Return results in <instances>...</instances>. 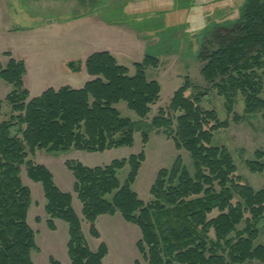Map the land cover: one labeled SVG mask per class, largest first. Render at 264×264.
Wrapping results in <instances>:
<instances>
[{"label": "trees", "instance_id": "obj_1", "mask_svg": "<svg viewBox=\"0 0 264 264\" xmlns=\"http://www.w3.org/2000/svg\"><path fill=\"white\" fill-rule=\"evenodd\" d=\"M201 60L203 78L221 97L241 94L247 116L264 114V0H248L245 22L236 35ZM159 66L157 57L147 55L142 63H134L136 72L131 75L112 53L97 52L84 63L67 64L71 73L85 69L92 78L84 87L50 88L32 97L24 85V61L11 57L6 68L0 64V80L15 89L0 102V111L5 102L12 110L9 120L0 121V264H34L32 253L39 251L28 223L32 192L23 183V168L29 180L43 186L49 229L56 232L59 220L68 224L71 264H104L107 245L91 250L73 196L64 193L52 172L30 156L42 151L95 154L132 148L136 133L142 134L147 146L154 131H162L177 151L189 154L194 173L179 156L171 170L158 173L148 203L133 190L145 152L105 167L66 163L91 235L101 238L96 228L99 218L120 213L140 229L137 249L146 264H264V244L258 243L264 190L243 185L229 150L214 145L215 134L228 129L230 121L222 122L216 111L204 109L201 96L187 97L192 88L187 79L168 111L160 110L151 124L146 122L162 93L146 71ZM122 103L141 121L121 116L117 106ZM228 111L232 113L229 106ZM241 121L233 117L234 123ZM127 166L130 174L122 184L118 173ZM247 166L254 174L264 173V153H256V160ZM51 263L58 264L54 259Z\"/></svg>", "mask_w": 264, "mask_h": 264}, {"label": "rangeland", "instance_id": "obj_2", "mask_svg": "<svg viewBox=\"0 0 264 264\" xmlns=\"http://www.w3.org/2000/svg\"><path fill=\"white\" fill-rule=\"evenodd\" d=\"M141 1L0 0V64L6 68L11 57L23 60L27 70L24 77L25 88L33 97H38L50 88L70 86L80 89L92 80L86 73L77 76L64 73V67L70 60H86L97 52L122 50L127 55L123 52L115 53L119 58L118 62L128 67L131 75H135L131 60L142 63L147 55L155 56L160 60V66L149 68L146 73L150 81L160 84L162 93L146 122L151 124L160 110L168 111L174 94L189 79L192 88L187 92V97L201 96L204 109L216 111L222 122L230 121L228 129L215 134L214 145L229 150L237 167L236 175L243 185H248L257 192L264 190V173L254 174L247 166L248 162L256 160V153H264V114L247 116L245 100L241 94L232 99L221 97L217 89L208 84L202 75L205 63L201 56L212 53L221 43L236 35L245 22L248 0H181L170 14L171 18L168 16V0H149L148 5L142 3L147 8L139 10L137 6L141 5ZM146 10L149 14L144 12ZM92 14L102 18L105 24H118L119 27L108 30L103 24H96L95 18L92 22L82 19ZM79 18L81 19L78 20ZM138 22L140 26L137 25ZM127 28L136 33L150 32L154 37L146 45L136 34L128 32ZM14 90V86L0 80V102H4ZM228 106L232 108L230 114ZM117 109L121 116L135 122L141 121L126 104H120ZM11 112V107L5 102L0 111V121L9 120ZM234 116L241 117L242 121L234 123ZM143 152L146 160L133 190L146 203L152 201L150 192L158 173L163 169L171 170L179 156L194 173L189 154L177 151L173 141L162 131L152 132L147 146L143 145L142 134L136 133L132 148L95 154L79 151L48 154L42 151L30 156V159L46 166L64 193H74L75 178L68 170L67 162H80L88 168L105 167L113 161L128 160ZM118 174L119 180L124 184L130 174V167L127 166ZM22 179L32 192L28 223L36 233L39 248V251L32 253L34 264H52L51 259L58 264H71L68 255V224L59 220L56 222L57 231H51L47 225L42 184L29 180L25 168ZM75 197L78 200L76 195ZM80 205L78 201L76 211L79 213ZM37 220L41 222L38 223ZM98 229L102 238L95 239L86 222L84 234L93 252H97L101 244L107 245L109 255L104 264H146L137 249V244L142 239L140 229L126 222L120 213L102 218ZM260 229L258 243L264 244V221ZM246 264L261 263L254 261Z\"/></svg>", "mask_w": 264, "mask_h": 264}, {"label": "crops", "instance_id": "obj_3", "mask_svg": "<svg viewBox=\"0 0 264 264\" xmlns=\"http://www.w3.org/2000/svg\"><path fill=\"white\" fill-rule=\"evenodd\" d=\"M140 1V0H139ZM149 2V0H142L141 1V5H139V6H137L138 8H139V10L142 8H147V7H145V5H142V3L143 4H147ZM181 3V0H168V9H169V18H171V16H170V14L172 15V13H173V9L176 7V6H178L179 4ZM149 4V3H148ZM147 4V5H148ZM178 8V7H177ZM139 12H141V11H139ZM144 12H146L147 13V10L146 11H144ZM152 12H155V10L154 11H152ZM164 13V12H163ZM137 14H139V13H137ZM147 14H149V13H147ZM155 14V13H154ZM165 16L167 15L166 14V12H165V14H164ZM95 18V21H96V24H103V26L105 27V28H107L108 30L109 29H114V28H117V27H119V25L118 24H109V23H107L106 22V24L105 23H103L104 21H103V19L102 18H100V17H98L97 15H95V14H92V15H88L87 17H85V18H82V19H85L84 21H93V19ZM169 18H167V20L169 19ZM81 18H79L78 20H80ZM170 21V20H169ZM140 22V21H139ZM139 22L137 23V25H139ZM95 23V22H94ZM140 26V25H139ZM120 27H123V26H120ZM127 30H128V32H130V33H133V34H136V36H137V38L140 40V41H142L144 44H146V45H149V41H150V39L151 38H153L154 36L153 35H151L150 34V32H147V33H145V32H141V33H136L135 31H133V30H130L129 28H127ZM139 30V29H138ZM108 52H110V53H112L116 58H117V60L119 61V58H118V56L115 54V53H117V52H123L122 50H116V49H112V50H110V51H108ZM123 53H125V52H123ZM126 54V53H125ZM127 55V54H126ZM130 57H129V55H128V60H130L129 59ZM87 60V59H86ZM86 60H84V59H80L79 61H82V62H85ZM71 61H74V60H70V62ZM77 61V60H76ZM133 63H136V62H134L135 60H131ZM120 62V61H119ZM126 63L127 62H129V61H125ZM66 63V62H65ZM64 63V64H65ZM137 63H139V62H137ZM64 73H66V74H68V75H75V76H77V75H83L84 73H86L87 74V72H86V70L84 69L83 70V72L82 73H80V74H73V73H71L68 69H67V66H65L64 67ZM88 75V74H87ZM89 76V75H88ZM91 78V77H90ZM85 86V85H84ZM83 86V87H84ZM70 87V86H69ZM59 88H61V87H59ZM59 88H54V89H59ZM73 88V87H72ZM43 93V92H42ZM42 93H40L39 94V96L42 94ZM31 96L33 97V95H32V93H31ZM69 194H71L72 196H73V207H74V210H75V212H76V214L79 216V218L81 219V221H82V226H83V232H84V226H85V220H84V218H83V215H82V205H80V208H81V213H79L78 211H76V206H77V204H78V201L79 200H77L76 199V197H75V195H74V193L73 192H69ZM105 216H103V217H101V218H99V220L97 221V224H96V228H97V230H98V232H99V229H98V224H99V222H100V220L102 219V218H104ZM57 225V224H56ZM99 234H100V236H101V238H102V235H101V233L99 232Z\"/></svg>", "mask_w": 264, "mask_h": 264}]
</instances>
